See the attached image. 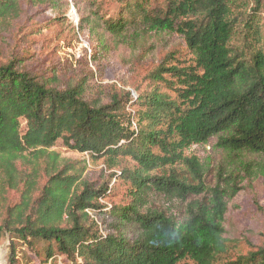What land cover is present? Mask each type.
I'll return each mask as SVG.
<instances>
[{"label": "trees", "instance_id": "1", "mask_svg": "<svg viewBox=\"0 0 264 264\" xmlns=\"http://www.w3.org/2000/svg\"><path fill=\"white\" fill-rule=\"evenodd\" d=\"M21 1L0 0V30L21 16ZM25 2L59 21L73 7L77 33L95 40L81 58L93 65L131 66L153 54L148 42L161 35L181 37L192 58L183 66L166 55L148 74L155 85L137 97L125 85L98 91L90 71L62 81L0 63L8 264H18V246L37 264H264V244L230 255L226 227L240 184L264 177V0ZM214 138L227 157L210 187L209 168L186 152ZM58 141L115 170L123 203L106 207L108 188L84 178L86 160L52 150Z\"/></svg>", "mask_w": 264, "mask_h": 264}, {"label": "rangeland", "instance_id": "2", "mask_svg": "<svg viewBox=\"0 0 264 264\" xmlns=\"http://www.w3.org/2000/svg\"><path fill=\"white\" fill-rule=\"evenodd\" d=\"M21 5V16L10 27L0 30V63L14 60L24 70L35 75L49 76L56 73L65 81L90 71L93 73L92 86L98 91H106L112 84H117L118 87L125 85V90L137 97L139 93L149 92L155 85L148 79V74L164 61L166 55L175 54L176 59L185 64L183 66L191 63L192 56L181 37L161 35L148 42L156 48L153 54L131 66L93 65L89 57L86 60L81 58L84 50L88 55L93 53L95 40L77 33L79 18L73 7L66 12L62 8L64 20L59 21L54 19V14L32 8L25 0L21 1ZM262 18L264 24V13ZM84 62H87L88 69ZM160 91L172 95L163 87ZM24 125V121H21L22 129ZM52 150L70 160H86L84 178L94 187L104 185L108 188L105 200L101 201L106 207L123 203L125 185L112 179L111 174H115V170H107L102 161L91 162L88 156L68 150L62 141H58ZM186 153L196 156L209 168L208 184L213 187L216 168L227 157L216 147V138L205 144L192 146ZM245 159L250 160L249 157ZM240 188L239 195L230 199L227 204L226 227L232 256L246 254L264 244V177L248 178L240 184ZM16 198L17 194H9V200L15 201ZM91 215L98 224L102 222L101 215ZM8 244L6 238L0 241V264H8ZM16 252L18 264H37L36 259L21 246L17 247ZM23 252H26L25 256Z\"/></svg>", "mask_w": 264, "mask_h": 264}]
</instances>
